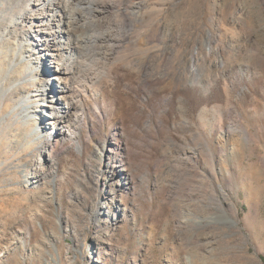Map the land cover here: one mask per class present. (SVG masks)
Segmentation results:
<instances>
[{"label":"rangeland","instance_id":"1","mask_svg":"<svg viewBox=\"0 0 264 264\" xmlns=\"http://www.w3.org/2000/svg\"><path fill=\"white\" fill-rule=\"evenodd\" d=\"M89 3L109 8L77 11L75 139L46 125L49 58L24 53L32 80L20 35L0 42V264H264V0Z\"/></svg>","mask_w":264,"mask_h":264},{"label":"bare ground","instance_id":"2","mask_svg":"<svg viewBox=\"0 0 264 264\" xmlns=\"http://www.w3.org/2000/svg\"><path fill=\"white\" fill-rule=\"evenodd\" d=\"M7 2L10 5L9 7L18 10L20 9L21 13L19 15H12L10 25H7L2 33L0 32V42L3 41L5 36L20 35L21 42H19V48L23 53L22 58L25 59L27 67L30 68L29 74H31L32 80L35 79L33 75L35 67L33 68L32 60H26L24 53L27 54L30 59L34 57L37 62H43L49 58L50 64L53 65V70L58 76L53 79L58 78L63 85L57 92L60 96L56 97L53 95L51 97V104L47 106L49 111L46 117H49L50 121H48L46 125L48 124L49 130L56 131L58 135L66 136V131L62 132L58 128L64 124L68 130L67 135L70 138H77L76 127L81 121L83 107L81 102L77 103L74 101L80 96V85H78L79 80L76 77V71L73 69L75 66L78 71L82 70V68H87V63L83 65V63L79 64V62L82 60V56H84L82 55L83 50H85V47L90 43V39L84 36L85 34L83 35L80 31V29H86L87 24H80L82 16H77V11L89 8L94 13V17H97L108 10L109 4H103V6H100L98 5L99 3H93V5L92 3H89V0H7ZM11 25H13V27L20 25L22 27L29 26L30 29L27 32V38L24 36L26 35L25 32L22 34L13 31L10 28ZM109 41H112L111 37ZM90 48L91 47H89V49ZM209 48L211 50V47ZM196 62V57L193 56L190 61V68L192 69L193 75L192 78L198 80L197 77L199 76V73ZM16 65L17 64L14 63L13 67ZM21 88L22 87H20L17 92L14 91V93H16L15 97L18 98L17 103L20 107H23L22 113L24 116L31 118L29 120H35L36 116L39 115L38 112L42 113L43 110H38V104H36L38 100H32L31 96L26 93V90ZM43 89H39L37 92L38 95H41L42 98H44L41 100L45 101L47 96L45 95V92H43ZM84 91L85 89H82V92ZM39 92L43 93L40 94ZM34 128L36 134H38L40 132L39 126H35ZM72 129L73 131H71ZM50 158L52 162L51 155ZM220 217L225 221H232V219L226 214H223Z\"/></svg>","mask_w":264,"mask_h":264}]
</instances>
